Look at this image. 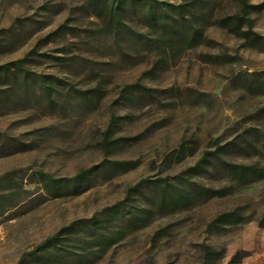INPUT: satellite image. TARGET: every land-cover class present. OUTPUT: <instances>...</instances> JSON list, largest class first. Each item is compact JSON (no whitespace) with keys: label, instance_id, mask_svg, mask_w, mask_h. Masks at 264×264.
<instances>
[{"label":"rangeland","instance_id":"rangeland-1","mask_svg":"<svg viewBox=\"0 0 264 264\" xmlns=\"http://www.w3.org/2000/svg\"><path fill=\"white\" fill-rule=\"evenodd\" d=\"M154 1L0 0V264H264V0Z\"/></svg>","mask_w":264,"mask_h":264},{"label":"trees","instance_id":"trees-1","mask_svg":"<svg viewBox=\"0 0 264 264\" xmlns=\"http://www.w3.org/2000/svg\"><path fill=\"white\" fill-rule=\"evenodd\" d=\"M103 3L108 4L113 14L119 17H122V12L126 9L127 4L139 6L151 19L164 25L178 21L175 18L183 13L182 6H173L172 9L165 8L164 6L158 5L154 0H103ZM170 25L172 26V24ZM116 164L124 165L121 162H117ZM130 168V166L124 167L123 171H127ZM233 168L234 172L238 173L241 177L254 175L256 177L255 179H262L264 177V168L256 166H240L241 169L236 166Z\"/></svg>","mask_w":264,"mask_h":264}]
</instances>
